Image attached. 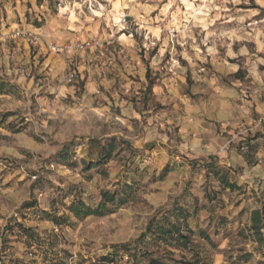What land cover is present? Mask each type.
I'll return each instance as SVG.
<instances>
[{
	"label": "rangeland",
	"instance_id": "374dc122",
	"mask_svg": "<svg viewBox=\"0 0 264 264\" xmlns=\"http://www.w3.org/2000/svg\"><path fill=\"white\" fill-rule=\"evenodd\" d=\"M110 1L120 0H0V259L264 264V0H133L146 18L114 17ZM75 15L86 37L61 43L41 29L47 18ZM144 23L158 33L150 48L137 32ZM123 31L140 42L145 78L137 65L123 66L129 52L109 43ZM213 58L240 72L224 76ZM110 62L124 68L112 71ZM196 76L214 93L234 88L244 113L210 146L179 124L187 99L210 95L192 94L207 86ZM171 79L179 86L170 88ZM76 206L103 214H77ZM180 208L190 245L148 232L169 218L189 235Z\"/></svg>",
	"mask_w": 264,
	"mask_h": 264
},
{
	"label": "crops",
	"instance_id": "0c3cea01",
	"mask_svg": "<svg viewBox=\"0 0 264 264\" xmlns=\"http://www.w3.org/2000/svg\"><path fill=\"white\" fill-rule=\"evenodd\" d=\"M110 3H112V6L109 8L112 10L111 14L114 17L120 14L122 16V14L126 13L130 16H133L131 14H134V12H138L139 14H141V11H144L142 7H137V5L139 4L138 1L120 0L119 2L110 1ZM151 10V12H154L156 9ZM98 12L105 13V11L102 9H99ZM70 14L71 13H69V15ZM141 15L143 16V14ZM74 18L71 19V17H69V20L62 18L55 21L56 23L53 20L47 18L46 23L41 26V29L44 34L57 38V40L61 43L75 41L79 39L81 35L86 37L81 29L79 21H77V15H75ZM144 25L145 26L139 25L145 29H138L137 32L146 35V38L144 40H141L142 47L150 48L151 45H149V43H154V38L158 33L152 30L150 26H146L150 25V23H144ZM114 40L115 41L109 40V43L116 42L115 44H118L117 46H120L118 47V49H120L121 52H129V56L131 57L129 61L123 59V66L127 68L130 67L129 70L132 71L133 68L136 69L137 65L140 69L139 74L141 75V79L145 78V74H147V72L145 73L142 67L144 65L143 59H147V57H143L142 55L138 54V51H141L142 47L140 45V42L136 39L134 33L123 31L118 34V36L115 35ZM247 54L248 51L246 48L241 51V55ZM237 56V53L233 50V54L229 53L228 58L233 59ZM53 59V57L48 58L49 61H54ZM120 59H122V56L120 57ZM153 63H155V61H153ZM110 64L112 67H114L112 68V71L115 72H121L124 68L120 64L114 65V63L111 62ZM211 64H213V67L217 72L223 74L224 76L237 74L240 70L238 64L232 63L228 59L224 60L223 58H221L217 60L216 58H213ZM127 68L125 69V71L128 70ZM116 76H120V74ZM180 78L182 79L180 81V86L179 84H175L177 83L175 79H171L170 81L172 82L169 87L173 88L175 85H177V87H183V85L186 84L187 77L180 76ZM194 79L197 80V82H204V84H207V86L206 88L202 89V85L195 84L196 86L193 87L192 94L201 95L210 93V95L209 97H201L198 101L194 102H191L189 99H187V107L185 113H183V115L179 117V124L181 125L182 130L188 133H194V135L199 134L200 139L205 140L207 143L206 145L210 146L212 145V143H217L221 140L219 130L226 131V129L229 128L227 126V123H231L232 127L236 126L239 122V119L244 116V113L243 111H239V106L235 100L237 93L234 88H219L218 90L220 92L214 93L210 89L212 85L210 83V80L207 79L206 76H196ZM102 83L105 84V86L111 87V82L107 80H104Z\"/></svg>",
	"mask_w": 264,
	"mask_h": 264
},
{
	"label": "trees",
	"instance_id": "16d2710c",
	"mask_svg": "<svg viewBox=\"0 0 264 264\" xmlns=\"http://www.w3.org/2000/svg\"><path fill=\"white\" fill-rule=\"evenodd\" d=\"M101 149H102L101 154H103V159L107 160L110 156V150H106L104 147H102ZM101 162H102V160L100 161V163ZM91 166H92V164L89 165V167H91ZM211 169L215 170V167H212ZM215 172L217 174L218 171H215ZM103 200L106 203L110 202L112 204H114L116 202L115 196L114 195H108V193L104 194ZM75 211L77 214L84 213L86 215L96 214V215L101 216L103 214L102 210L98 209V210L94 211V213H92V211H90L89 209L83 210L81 206H76ZM177 212H178L177 218L183 219L181 222H183L184 229L189 232V235H185L183 227L182 226L180 227V224L178 222L171 223L169 218H165L163 223L159 222L157 225L152 224L149 227L148 232L154 238H161L163 240L169 239V240H172L175 244H179L182 247H187L188 245L191 244V237H189V236L193 234V231L190 229V227L187 223L188 213L186 212V210L184 208L183 209L180 208ZM150 263L151 264H163V263H161V261H159L157 259L152 260ZM181 264H205V263H203L201 260L198 259L195 261H182Z\"/></svg>",
	"mask_w": 264,
	"mask_h": 264
},
{
	"label": "built area",
	"instance_id": "2783aa9c",
	"mask_svg": "<svg viewBox=\"0 0 264 264\" xmlns=\"http://www.w3.org/2000/svg\"><path fill=\"white\" fill-rule=\"evenodd\" d=\"M97 44H98V42L94 41L92 43H89V42L83 43V44L78 43V44H76L74 46H75V49H77V50H86L87 48L92 47V46H96ZM50 47L53 50H55V51H64V50L69 51V50L74 48L73 46H66V47L50 46ZM74 77H75V75L73 73L69 74L67 76V81L68 82H72ZM0 264H3V260L2 259H0Z\"/></svg>",
	"mask_w": 264,
	"mask_h": 264
}]
</instances>
